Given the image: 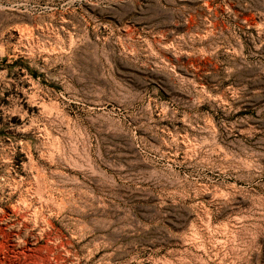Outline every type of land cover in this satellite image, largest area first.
Segmentation results:
<instances>
[{
	"label": "rangeland",
	"instance_id": "obj_1",
	"mask_svg": "<svg viewBox=\"0 0 264 264\" xmlns=\"http://www.w3.org/2000/svg\"><path fill=\"white\" fill-rule=\"evenodd\" d=\"M0 264H264V0H0Z\"/></svg>",
	"mask_w": 264,
	"mask_h": 264
}]
</instances>
